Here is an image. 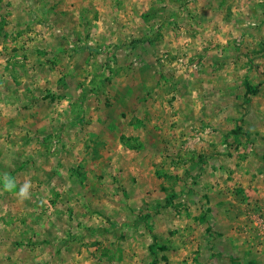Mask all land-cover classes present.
<instances>
[{"label": "rangeland", "instance_id": "obj_1", "mask_svg": "<svg viewBox=\"0 0 264 264\" xmlns=\"http://www.w3.org/2000/svg\"><path fill=\"white\" fill-rule=\"evenodd\" d=\"M0 264H264V0H0Z\"/></svg>", "mask_w": 264, "mask_h": 264}, {"label": "clouds", "instance_id": "obj_2", "mask_svg": "<svg viewBox=\"0 0 264 264\" xmlns=\"http://www.w3.org/2000/svg\"><path fill=\"white\" fill-rule=\"evenodd\" d=\"M8 177L10 176L8 175ZM15 187H16V183L11 177L5 180L4 182L5 191L11 192L15 189ZM30 188H31V183L25 182L23 185L20 186L19 192L17 193L18 197L21 199H29L30 198Z\"/></svg>", "mask_w": 264, "mask_h": 264}]
</instances>
